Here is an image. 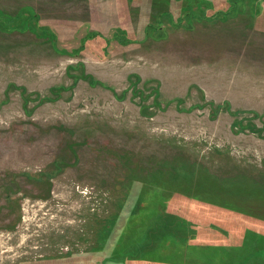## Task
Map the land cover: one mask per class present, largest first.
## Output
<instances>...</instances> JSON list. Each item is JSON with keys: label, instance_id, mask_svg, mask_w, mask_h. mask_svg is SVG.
Here are the masks:
<instances>
[{"label": "rangeland", "instance_id": "1", "mask_svg": "<svg viewBox=\"0 0 264 264\" xmlns=\"http://www.w3.org/2000/svg\"><path fill=\"white\" fill-rule=\"evenodd\" d=\"M0 264H264V0H0Z\"/></svg>", "mask_w": 264, "mask_h": 264}, {"label": "trees", "instance_id": "2", "mask_svg": "<svg viewBox=\"0 0 264 264\" xmlns=\"http://www.w3.org/2000/svg\"><path fill=\"white\" fill-rule=\"evenodd\" d=\"M231 3H232L231 5H235V1H231ZM224 13L227 14V12H224ZM115 37L119 38L118 35H116ZM121 42H123V41H121ZM82 49H84V46L82 47ZM193 174H194V172L190 171L188 176L192 178ZM101 237H102V235H101Z\"/></svg>", "mask_w": 264, "mask_h": 264}]
</instances>
